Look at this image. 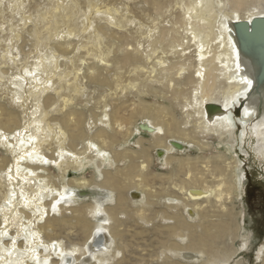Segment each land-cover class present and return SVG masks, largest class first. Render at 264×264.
Masks as SVG:
<instances>
[{
    "label": "bare ground",
    "instance_id": "6f19581e",
    "mask_svg": "<svg viewBox=\"0 0 264 264\" xmlns=\"http://www.w3.org/2000/svg\"><path fill=\"white\" fill-rule=\"evenodd\" d=\"M142 1L151 5L158 16L170 13L171 20L168 21L170 26H160L154 19L149 28H140L136 30L137 35L131 34L129 38L127 35H118L115 28L106 35L104 32L109 30L110 26L114 25L118 28L122 26V21L118 19L120 17H117L122 16V13L116 5V0L115 2L107 0L103 5H99L95 0H88L90 11V15L86 17L88 29H94L95 37L98 39L108 37L115 40L108 49L101 48L98 52L92 53L93 57L96 56L102 64L94 61L88 66V71L84 75L90 83L109 89L103 95L102 105H99L100 108L102 107L100 114L93 111L95 106L86 110L75 107L72 95L63 96L60 101L54 96H45L42 104L36 103V106H39L31 110V116L24 110L28 122L40 132L29 137L33 148L25 149L22 155L28 153L29 160L35 156H39L42 160L41 156L45 155L58 161L57 165L61 172L58 175L60 182H54L48 169L34 165L32 167L28 164L27 156L18 158V161L11 165L10 179L18 180L19 176L28 184L40 180L41 185H38L36 196L32 197L36 199L34 203L40 209L38 215L48 217L52 212L51 206V209L57 207V210H60L59 214L62 218L52 213L51 218L45 219L47 229L43 233L47 240L53 238V227H59L61 223L66 222V217H63L64 210H70L74 214L80 213L77 216V225L88 235L85 242L88 243L92 238L90 244L94 243L96 246V249L91 248V245L86 249L87 244L84 242L82 244L86 245V248L83 245L79 247L74 245L66 249L61 240L54 241L51 248L43 244L44 249L53 250L52 253L58 259L51 261V253L44 251L41 252L40 257L36 255V264L41 262L71 264L74 257L75 261H79V258L87 254L95 259V264H107L111 257L117 256L118 252L123 251L124 246L128 245L122 241L124 231L122 226L125 221L139 217L150 224L149 213H156L161 220L172 221L164 225L167 234L163 233L161 237L159 236L158 249L150 250L153 252V257L162 259L161 264H228L234 255L235 251H228L226 243V236L232 234L227 220L230 214L233 216L228 205V202H232L235 186L232 164L228 162L229 157L225 151L214 149L213 145L204 140V134L218 135V144H228L235 135L231 107L237 99L239 100L249 91L253 76L249 70L250 66L240 55L233 37L232 26L234 22H251L255 17H264V0ZM55 3L42 19L48 25L46 29L48 32L58 31L59 26L54 25V29H50V26L59 23L60 14L63 17L69 16L68 5H66L68 8L64 9L63 1L56 0ZM125 5L128 11L129 3ZM101 17L107 19L106 23L98 21ZM94 20L98 23L95 24ZM67 27L68 33L71 34L70 31H73L71 25ZM34 32L37 45L40 46L43 40L39 34H36L40 31L35 28ZM55 34L57 35V32ZM97 45L101 46V42ZM72 47V41H62L52 45L50 51L53 66L46 63L42 56L39 57V61L47 65V68L54 69L60 64V56L68 58L72 53ZM5 74H8V70L0 66V80ZM64 76L60 73L55 79L58 84V87H55L56 93L65 86L63 80H60ZM179 80H185L186 88L179 84ZM68 83L67 86H72L70 82ZM54 86L43 87L35 94L38 96ZM73 87L78 88L76 83ZM169 93L172 96L175 94L173 97L177 100V104L182 106L180 116L173 105L166 103ZM147 97L157 100L151 101ZM258 100L257 96H253L245 115L250 117L256 113ZM23 104L25 106V102ZM3 105L0 104V127L3 128L4 134H7L17 129L18 121L12 116L6 126L1 122L3 111L8 110L3 108ZM87 111L92 117L87 118ZM238 111L236 110L237 114ZM52 112L58 114L53 115ZM140 123L150 129L151 138L139 137L136 141L138 147L127 146L134 131H140L137 127ZM25 124L28 123L25 121ZM189 124L192 126L188 127ZM259 125L258 127L261 128L264 123ZM86 127L92 129L90 133L96 134L93 149L89 145L86 148L79 146L76 142L78 138H87L88 134H84ZM260 136L264 139V131L260 130ZM52 145L58 146L57 149L55 150ZM121 145L124 146L120 147ZM193 146L202 150V153L210 151L211 155L189 157L177 153ZM43 147L47 151L51 150L52 154H46ZM154 149L156 151L160 149L163 153L162 159L168 170L167 173H151L154 159H158L153 154ZM91 151L96 153V158L90 155ZM57 154L61 158L56 159ZM90 158L104 160L112 171L99 169L98 174L102 177L100 181L94 178L88 180L78 175L63 185L62 179L65 173L70 169L77 170ZM20 166L24 168L20 169ZM96 176L97 172L92 175L95 178ZM89 187L101 188L102 191L110 193L113 196V205L104 206L97 200L95 204L80 202L71 208L63 206L67 201L64 200L65 197H73L69 201L75 200V196H79L80 199L85 198L88 192L85 189ZM75 188L79 190L76 191ZM54 191L57 192L55 195H53ZM136 191L142 193L143 204L141 207L132 208L135 202L129 192L136 195ZM1 193L6 196V192L1 191ZM47 194L52 199L48 202L49 208L45 209L46 204L36 197ZM31 200H28V203ZM155 204H159L162 208L154 210ZM89 213L94 217L97 215L100 217L96 223L87 216ZM103 217L107 220H102ZM10 225V222L4 224L3 236L5 235L3 232ZM29 227L30 225H27L26 237L32 240L33 234ZM98 231H101L102 234L99 236H102L103 240L99 236L96 239L95 233ZM103 232L110 236L111 248L106 247V235ZM2 239L0 237V242ZM232 239H236V236ZM10 247L8 242L0 245V252L2 251L5 256L0 264H8L6 251ZM32 247L31 244L30 248ZM18 251L20 250L17 247L16 252ZM95 251L99 253L96 254ZM168 252L191 260L182 262L180 259H174L175 257L173 258ZM76 253L78 256L75 255ZM87 259V261L83 260V264H88L89 258ZM113 264H125V259ZM137 264L142 263L137 262Z\"/></svg>",
    "mask_w": 264,
    "mask_h": 264
},
{
    "label": "rangeland",
    "instance_id": "374dc122",
    "mask_svg": "<svg viewBox=\"0 0 264 264\" xmlns=\"http://www.w3.org/2000/svg\"><path fill=\"white\" fill-rule=\"evenodd\" d=\"M21 1L23 2L22 4ZM55 1L56 0H0V20L2 24L0 26V66H2V69L8 70V74H5V77L0 80V104H4L3 108L8 109L7 111H3L1 122L6 126L7 123L9 124L12 116H14L13 119L18 121L17 129L13 132L9 131L7 134H4V130H2L3 128L0 127V237L3 238L0 245L3 242H8L11 245V247L6 251V256L9 260L8 264H36V257H40L41 252L44 253V251L46 253H51V261H57L58 257L52 253L53 250H50L54 241L61 240L66 249H70L74 245H76V247L83 245V247L86 248V245L84 246L82 243H84L88 238L86 231L77 225V216L80 213L74 214L70 210H64L65 214L63 217H66V222L61 223L59 227H53V238L52 240H47L43 233V231L47 229L45 219L51 218L52 213H54L56 217L62 218L59 214L60 210L58 211L57 207L51 209V206L50 210L52 212L48 214V217L41 216L40 214L38 215L40 209L36 207V204L34 203L36 199H33L32 197H34L37 192L39 187L38 185H41L40 180H38L37 183L28 184L26 180H22L19 176L17 177L18 180L15 181L10 179L11 177L9 176L11 165H14V163L18 161V158L27 156L28 160L26 161L28 164L32 167L34 165V167L41 166L48 169L50 174L53 176L54 182H60V178L58 176L60 172L57 165L58 161L56 162L55 159L46 157L44 153H42L44 157L41 156V159L44 161L40 160L39 156L32 157V159L29 160L28 153L22 155V152L24 153L25 149L33 148L29 137L40 132L38 128L33 127V125L28 122L27 114L24 110H26L29 116H31V110L33 111V109H36L39 106H36V103L42 104V99L45 96L51 95L54 96L56 100L60 101L63 96L68 97L72 95L74 96L75 107H78V109L81 110H86L89 107L95 106L93 111L100 114L102 107L100 108L99 105H102V102L104 101L103 95L109 91L106 87L90 83L84 75L86 74L85 72L88 71V66L94 61L102 64L96 56L93 57L92 53L94 54L98 52L101 48L102 50L108 49V47H110L109 45H112V41L115 40H111V38L106 36V38L98 39L95 37L94 29H88V22L86 19V17L90 15L88 0H59L63 1L65 5L64 9L69 7L67 11L69 16L63 17L60 14L58 17L59 23H53V25L50 26V29H54V25H57L60 28L58 31L51 30V32H48L46 30L48 25L42 21V19L44 14H46V12L49 11L54 4H56ZM95 1L98 2L99 5H103L107 0ZM110 1L115 2V0ZM125 3H129L128 11ZM66 5H68V7ZM116 5L122 13V16H117L120 17L118 19L122 21V26L118 28L112 25L109 30L106 28L107 31L104 32L106 35L110 34L112 29L115 28L117 30L115 32H117L118 35H127L129 38L131 34L137 35L136 30L143 27L144 29L149 28L155 20L158 24H160V26H170V22H168L171 20L170 13L168 14L167 12L162 16H158L154 13L155 10L153 7L147 3L145 4L142 0H116ZM106 20L107 19L105 17L98 19V21L103 23H106ZM96 23L98 22L95 21V24ZM69 24L71 25V30H73L70 31L71 34L68 33L69 28L67 26ZM35 28L40 31L36 32V34H39L41 40H43L40 46L37 45L36 36L34 34ZM55 32H57V35ZM62 41H72V53L68 56V58L64 56L59 57V61L61 60L59 64V66L61 65L60 67L57 66L54 69L47 68V65L39 61V57L42 56L46 63L48 62L51 66H53L50 48L52 45L61 43ZM53 42L55 43L52 44ZM98 42H101V46L97 45ZM48 43L49 45L51 44V46H49ZM89 50L91 54H88ZM176 56L179 57V55ZM60 73L63 76L66 74V76L63 78L61 77L60 79L63 80L62 83H64L65 86L63 89L58 91V94L55 90V87H58L55 79L60 76ZM184 81L185 80H179L178 82L183 88H186ZM252 81L255 83L253 79ZM68 82H70L72 86H67L69 84ZM74 83L77 84L78 88L73 87ZM253 83L250 85V89H248L249 91L245 93V96H242L239 100L237 99L235 104L231 107L235 135L232 136L229 143L218 144V135H215L214 133L204 134V140H207L211 146L213 145L214 149H221L228 154V162L232 164V173H234L233 182L235 186L233 187V199L232 202H228L229 208L233 212V216L230 214L227 217L228 226L231 229L232 234L226 236V243L228 251L235 252L228 264H236L237 262V264H262L264 258V217L262 218L264 210H262L263 213H261L256 211L255 208H247L246 205V191L250 186L252 187V183H256V186L259 188L262 187V193L264 194V139L260 136V130L264 131V126L261 128L258 127L260 123H264V92L257 94ZM52 85L55 86L50 87L49 90L44 91L40 95L37 96L35 94L36 91L41 88H46ZM174 95L175 94H173V96ZM173 96L169 93L166 103L171 106L173 105L180 116L182 106L177 104V100ZM253 96H257L259 98V104L255 107L256 113L253 116L248 117L245 113L251 105L250 100ZM147 98L151 101L157 100L150 97ZM23 102H25V106ZM59 103L60 102H58V104ZM107 109H109V107ZM236 110H239L238 114L236 113ZM53 112L51 114H58ZM86 115L87 118L92 117L89 111H87ZM25 121L28 124H25ZM141 125L143 124L140 123L137 125L140 131H134V135L127 142V146L138 147L136 141L139 137L145 139L151 138L150 132H145L141 129ZM190 126L192 125L189 124L188 127ZM101 127L107 128L106 126ZM90 130H92L90 127L89 129L86 127V132H84V134H88L87 138L84 137L86 139L83 137L77 139L76 142L79 146L86 148L87 145H89L92 149L94 148L93 143L95 142L94 139L96 134L94 135L90 133ZM45 131H47V127H45ZM54 145L52 146L56 150L58 146ZM123 146L124 145H121L120 147ZM43 148L46 154H52L51 150L47 151L45 147ZM158 152H160V155H158ZM177 153H179V155L189 157H208L211 155L210 151L202 153V150L196 146L183 149V152L177 151ZM65 154L69 156V154ZM95 154L96 153H93L92 151L90 153L92 157H95ZM153 154H155L158 159H154V164L151 167V173H167L168 170L166 169L165 162L162 159L164 156L162 155L163 153L161 150L157 149L156 151L154 149ZM55 158L59 159L61 157L57 154L55 155ZM111 167L115 168V166ZM23 168L24 166H20V169ZM99 169L112 171L109 169V164L104 160L90 158L77 170L70 169L67 171L65 173V177L62 179V182L64 183L63 185L78 175H82L88 180L94 178L95 180L100 181L102 177L98 174ZM96 172V178L92 177V175ZM42 173L45 172L42 171ZM56 175L58 177H56ZM42 190L43 188L41 191ZM60 190H62V187H60ZM74 190L77 191L79 188H75ZM85 190L89 192H87V196L85 198L80 199L79 196H75V200L69 201V199H72L73 197H65L64 200L67 201L63 203V206L71 208L80 204V202L84 204H95L97 200L104 206L113 205L114 203L113 196H111L110 193L102 191L101 188L96 189L94 187H89ZM1 191L4 193L6 192L5 197L2 195ZM136 192V195L133 194V192H129L130 197L135 202L133 203L132 208L141 207L143 204L142 201L144 197L142 193L139 191ZM56 193L57 192L54 191L53 195ZM36 198H40V202L42 201L46 204L45 209L49 208L48 202L51 201V196H48V194L47 196L38 195ZM30 199L32 200L28 203V200ZM160 208L162 207H160L159 204H155L153 209L156 210ZM27 214H29V216ZM91 214L89 213L87 216H89V218L96 223L97 219L100 217L98 215L97 217H94ZM149 214H151L149 216L151 219L150 224H147V222H144V219L139 217L131 220L127 219L125 221L124 226H122L124 228L122 241L128 245L124 246L125 249L118 252L117 256L111 257L112 259L107 262V264H113L120 259H125V264H137V262L142 264L162 263V259L157 258L156 256L153 257V252H150V250L153 251V249H158V239H160L163 233L167 234V229L164 225H167L168 222L172 221L168 220L167 222L165 220H161L156 213ZM44 215H46V213ZM254 216L262 219L255 220ZM124 218L126 219V217ZM102 220L106 221L107 218L103 217ZM138 220H140V222ZM9 222L11 225L3 232L5 234L3 236L2 229L4 224ZM27 225H30L29 228L33 234V238H31L32 240H29L30 237H26ZM38 226H43L45 228H38ZM238 227L241 228L238 229ZM49 229L51 230V228ZM100 232L101 231L95 233L96 239L99 234H102ZM103 233L106 235V247L111 248L112 240L110 236L107 235L106 232ZM234 236H236V239H232ZM243 236L244 238H241ZM91 241L92 238L88 240V243L85 242V244H87L86 249H88V246L91 245ZM31 244L33 246L32 248H30ZM43 244H46L50 248L45 250ZM19 245H21L20 248ZM17 247L20 250L18 252H16ZM91 248L96 249L94 243H92ZM156 250H154V252ZM98 253L99 251L96 252V254ZM168 253L172 255V257L174 256V259H180L182 262L191 260L183 256L174 255L170 252ZM75 255L78 256V253ZM161 256L163 257L164 255ZM4 257V253L1 251L0 262ZM74 258L71 264H83V260L87 261V258H89V262H87L88 264L96 263L95 259H93L90 254H87L84 257L82 256L79 258V261H75ZM40 264L45 263L41 262Z\"/></svg>",
    "mask_w": 264,
    "mask_h": 264
},
{
    "label": "water",
    "instance_id": "95a60500",
    "mask_svg": "<svg viewBox=\"0 0 264 264\" xmlns=\"http://www.w3.org/2000/svg\"><path fill=\"white\" fill-rule=\"evenodd\" d=\"M232 27L240 55L250 66L249 70L255 82L254 89L257 94H261L264 92V17H255L251 22H234ZM140 127L144 131H150L143 125ZM99 237L103 240L102 236Z\"/></svg>",
    "mask_w": 264,
    "mask_h": 264
},
{
    "label": "flooded vegetation",
    "instance_id": "af4514ba",
    "mask_svg": "<svg viewBox=\"0 0 264 264\" xmlns=\"http://www.w3.org/2000/svg\"><path fill=\"white\" fill-rule=\"evenodd\" d=\"M252 187L250 186L249 189L246 191L247 192V197H246V205L247 208H255L256 211H259L261 213L262 210H264V194L262 193L263 189L262 187H257L256 183L251 184ZM264 215L262 216V218ZM262 218H258L254 216V219L256 220H261Z\"/></svg>",
    "mask_w": 264,
    "mask_h": 264
}]
</instances>
